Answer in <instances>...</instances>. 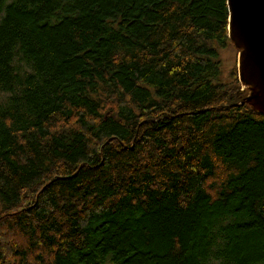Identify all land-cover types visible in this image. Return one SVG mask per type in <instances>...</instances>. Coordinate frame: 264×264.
Segmentation results:
<instances>
[{"label":"trees","instance_id":"trees-1","mask_svg":"<svg viewBox=\"0 0 264 264\" xmlns=\"http://www.w3.org/2000/svg\"><path fill=\"white\" fill-rule=\"evenodd\" d=\"M229 24L228 0H0V264H264Z\"/></svg>","mask_w":264,"mask_h":264},{"label":"water","instance_id":"water-1","mask_svg":"<svg viewBox=\"0 0 264 264\" xmlns=\"http://www.w3.org/2000/svg\"><path fill=\"white\" fill-rule=\"evenodd\" d=\"M228 5L230 38L240 49L239 77L250 88L245 102L264 114V0H228Z\"/></svg>","mask_w":264,"mask_h":264},{"label":"rangeland","instance_id":"rangeland-1","mask_svg":"<svg viewBox=\"0 0 264 264\" xmlns=\"http://www.w3.org/2000/svg\"><path fill=\"white\" fill-rule=\"evenodd\" d=\"M238 56H239V52L235 45H231L227 49L222 51V57H223L222 61L224 62V67L227 72L231 71V69H234L236 64L238 66ZM249 94H250V88H249Z\"/></svg>","mask_w":264,"mask_h":264}]
</instances>
